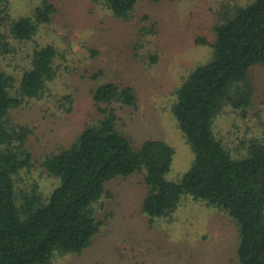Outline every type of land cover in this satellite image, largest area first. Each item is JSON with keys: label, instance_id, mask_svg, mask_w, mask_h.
I'll return each mask as SVG.
<instances>
[{"label": "trees", "instance_id": "1", "mask_svg": "<svg viewBox=\"0 0 264 264\" xmlns=\"http://www.w3.org/2000/svg\"><path fill=\"white\" fill-rule=\"evenodd\" d=\"M95 1L128 20L139 0ZM10 2L0 0V20L9 13ZM57 11L54 0H43L30 14L10 21L5 32L0 28V264H50L56 252L81 253L107 222L93 209L108 183L133 174L144 176L148 193L143 213L150 222L173 216L183 201H203L237 222L239 264H264V139L240 140L242 148L234 156L217 128L225 108L243 110L252 103L250 77L264 66V0L223 5L214 39H196L211 54L175 90L171 110L195 153L190 169L177 181L167 178L173 146L147 140L137 148L119 127V110L138 108L137 92L129 84L104 82L93 88L102 117L88 122L70 146L33 157L29 145L34 129L16 123L12 113L43 99L57 76L59 51L53 44L35 43L40 27L50 24ZM23 45L29 46L27 66L16 76L4 65L10 67L9 55L18 54ZM65 99L71 112L73 97ZM35 160L58 181L44 196L37 185L33 194L20 189V174L30 171Z\"/></svg>", "mask_w": 264, "mask_h": 264}, {"label": "rangeland", "instance_id": "2", "mask_svg": "<svg viewBox=\"0 0 264 264\" xmlns=\"http://www.w3.org/2000/svg\"><path fill=\"white\" fill-rule=\"evenodd\" d=\"M42 1L11 0L0 28L5 32L10 21L30 14ZM246 1L139 0L125 20L95 0H54L58 11L50 24L40 27L35 43L57 48V76L43 99L12 113L16 123L34 129L29 145L33 157L38 160L70 146L88 122L102 117L92 99L93 88L104 82L129 84L137 92L138 108H121L119 127L137 148L147 140L173 146L176 153L167 178L179 180L195 153L171 110L175 90L198 62L210 57V47L196 39H214L217 11ZM28 48L9 55L10 67H4L10 74L17 76L18 69L27 66ZM101 70L103 74L93 78ZM250 79L255 86L251 105L243 110L229 106L217 121L219 135L234 156L242 148L240 140L264 139V66L255 68ZM66 95L73 97L71 112ZM37 160L20 174V189L33 194L37 185L44 196L58 181ZM106 190L93 209L107 220L102 230L81 253L56 252L50 264H239V226L225 212L186 200L173 216L150 222L143 213L148 193L143 174L110 181Z\"/></svg>", "mask_w": 264, "mask_h": 264}]
</instances>
